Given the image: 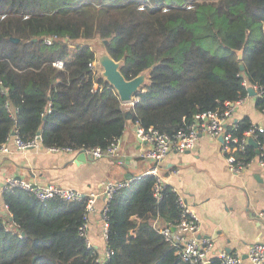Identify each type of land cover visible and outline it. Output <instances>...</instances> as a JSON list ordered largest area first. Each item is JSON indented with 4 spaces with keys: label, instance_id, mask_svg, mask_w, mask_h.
Returning a JSON list of instances; mask_svg holds the SVG:
<instances>
[{
    "label": "trees",
    "instance_id": "16d2710c",
    "mask_svg": "<svg viewBox=\"0 0 264 264\" xmlns=\"http://www.w3.org/2000/svg\"><path fill=\"white\" fill-rule=\"evenodd\" d=\"M94 38L124 59L127 79L154 67L134 105L90 65ZM245 78L264 85V0H0V143L16 128L24 140L41 132L43 145L80 152L109 145L129 121L173 135L197 113L246 96ZM253 125L246 115L232 130L242 136ZM257 139L264 143L263 128ZM248 148L246 159L257 155ZM155 181L143 175L113 193L106 263L91 261L80 232L86 198L41 201L5 188L11 218L0 214V264H182L153 227L158 213L162 223L179 221L178 195L166 183L158 201Z\"/></svg>",
    "mask_w": 264,
    "mask_h": 264
},
{
    "label": "crops",
    "instance_id": "0c3cea01",
    "mask_svg": "<svg viewBox=\"0 0 264 264\" xmlns=\"http://www.w3.org/2000/svg\"><path fill=\"white\" fill-rule=\"evenodd\" d=\"M249 116L264 129V113L256 106V97H248L238 107L228 124ZM136 123L127 122L121 136V154L117 157L81 158L80 152L50 150L42 143L28 150H17L10 142L11 153L0 154V206L10 177L21 178L33 185L54 184L74 187L97 198L88 211L87 235L94 255L104 256L106 242L102 236L101 212L104 191L111 181L140 176L153 162L141 157L149 145L136 136ZM165 180L186 196L201 220L202 237L211 238L216 249L241 250L264 243V167L255 158L243 173L231 172L219 138L201 134L193 150L172 151L158 162ZM6 215H10L6 212ZM246 264H250L246 260ZM264 264V263H263Z\"/></svg>",
    "mask_w": 264,
    "mask_h": 264
},
{
    "label": "built area",
    "instance_id": "2783aa9c",
    "mask_svg": "<svg viewBox=\"0 0 264 264\" xmlns=\"http://www.w3.org/2000/svg\"><path fill=\"white\" fill-rule=\"evenodd\" d=\"M46 41L47 43H51L52 40L47 39ZM96 64L97 61H94L90 65L96 69ZM55 65L62 67L63 61L58 60L55 62ZM242 83L246 88L249 86L254 88L256 95L253 97L264 98L263 84H251L246 78L243 79ZM248 97H251L249 92L246 96L240 97L236 101H226L225 108L222 111L214 109L197 113L192 123L180 127L173 135L161 132L152 126L145 128L139 123H136L135 131L137 138L149 145L143 152H141L140 155L144 159L153 162V164L140 176L132 177L131 179L126 178L111 181L107 184L104 191L106 202L101 212L102 236L106 242V249L104 256H92V262L96 261L106 263L113 254V250L107 245L109 228L108 203L111 201L113 193L117 189L127 185L133 179L150 174L154 175L156 178L153 190L156 199L159 201L162 197L161 191L163 185L168 182L165 180L158 162L172 151L185 152L193 150L201 134H206L214 139H217L220 134L223 133V141H221L222 151L225 154L226 163L231 172H245L255 158H258V163L264 167V143L257 139V130L260 127L254 123L255 125L244 131L242 136H239L232 130L236 127L238 119H236L235 122L232 121L231 124H228L227 122V119L233 116L238 107L241 106ZM137 100V97H135L134 100L128 104L134 105ZM261 111L264 113V103L261 107ZM250 138H253L258 142L259 152L256 151L257 155L251 157L250 159H246L249 153L248 147L251 145ZM11 141L15 144L17 150L20 151L35 148L42 143L41 132H38L30 140H24L19 134V130L15 128L12 133H10L8 137L0 143V154L11 153ZM48 148L50 150L74 151L70 148ZM254 149H256V147H254ZM120 150L121 136L116 138L107 146L83 148L80 152L83 151L86 155L93 158H103L117 157L121 154ZM15 187L32 191L41 201L48 199L73 201L86 198V207L88 211L92 209L94 200L97 198V194L95 193H85L74 187H62L54 184L33 185L31 182L21 178H8L5 188ZM174 190L178 195L177 202L182 208L181 218L176 224L171 222L162 223L161 216L158 213L153 220V227L157 228L159 232L163 234L165 240L176 249V253L181 257L182 264H246V260H248L250 264L264 263V243L262 242H255L249 245L246 252L247 258H244V253L239 249H216L215 243L211 240V238L202 237L200 235L201 220L195 208L187 201L186 196L183 193L179 192L175 187ZM6 212L9 213L8 206L5 204L2 208L0 206V214L6 215ZM6 216L11 218V214ZM258 216L260 218H264V210L260 211ZM87 230L88 221L86 219V221L80 226V232L85 236L87 246L93 248L92 242L87 235Z\"/></svg>",
    "mask_w": 264,
    "mask_h": 264
},
{
    "label": "water",
    "instance_id": "95a60500",
    "mask_svg": "<svg viewBox=\"0 0 264 264\" xmlns=\"http://www.w3.org/2000/svg\"><path fill=\"white\" fill-rule=\"evenodd\" d=\"M13 41H18L16 37L12 38ZM108 40H103L102 45L96 50L97 57V75L104 78L105 81L109 82L116 92L118 93L122 103L128 104L131 103L141 89L150 83V77L153 70V66L144 69L138 75L132 79H127L123 74L121 68L124 64V59L116 60L107 49ZM238 59L242 60L243 58V49L236 51ZM240 68L244 69L243 63L240 64ZM250 96L256 95V91L252 86L247 88ZM132 116L130 111L126 112V117L130 118ZM14 133V132H13ZM219 140L223 141V133L220 134ZM250 144L256 147V151L259 152L258 143L250 138ZM81 158H89L90 156L86 155L83 151L80 152ZM127 179H131L132 175L127 174ZM244 258H247V254H244Z\"/></svg>",
    "mask_w": 264,
    "mask_h": 264
},
{
    "label": "rangeland",
    "instance_id": "374dc122",
    "mask_svg": "<svg viewBox=\"0 0 264 264\" xmlns=\"http://www.w3.org/2000/svg\"><path fill=\"white\" fill-rule=\"evenodd\" d=\"M88 43L92 46V48L94 49L95 53L98 47H100L102 45V40H100L99 38H94L91 39L90 41H88ZM97 72H98V68H96ZM137 97V96H136ZM131 104H128V106ZM126 107V106H125ZM115 158V157H114Z\"/></svg>",
    "mask_w": 264,
    "mask_h": 264
},
{
    "label": "bare ground",
    "instance_id": "6f19581e",
    "mask_svg": "<svg viewBox=\"0 0 264 264\" xmlns=\"http://www.w3.org/2000/svg\"><path fill=\"white\" fill-rule=\"evenodd\" d=\"M96 68H97V64H96ZM256 141V140H255ZM257 142V141H256ZM258 143V142H257Z\"/></svg>",
    "mask_w": 264,
    "mask_h": 264
}]
</instances>
